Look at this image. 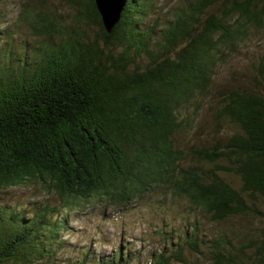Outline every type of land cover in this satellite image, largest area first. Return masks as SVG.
I'll list each match as a JSON object with an SVG mask.
<instances>
[{"label":"trees","instance_id":"obj_1","mask_svg":"<svg viewBox=\"0 0 264 264\" xmlns=\"http://www.w3.org/2000/svg\"><path fill=\"white\" fill-rule=\"evenodd\" d=\"M66 2L76 11L69 28L65 16L26 4L40 45L17 47L0 20V188L36 181L59 199L31 211L0 204V264L186 263V248L202 244L213 264H264V56L248 84H215L220 64L264 31V0H185L167 18L153 17L160 0H127L111 31L96 0ZM206 108L211 138L182 142L183 131L203 132ZM159 189L215 223L253 216L260 236L233 251L223 235L201 236L195 218L172 252L145 263L122 247L63 255L79 208L127 207Z\"/></svg>","mask_w":264,"mask_h":264},{"label":"rangeland","instance_id":"obj_2","mask_svg":"<svg viewBox=\"0 0 264 264\" xmlns=\"http://www.w3.org/2000/svg\"><path fill=\"white\" fill-rule=\"evenodd\" d=\"M184 2L185 0H160L159 8L153 17L167 18L173 15L175 6L183 5ZM28 3L38 9L65 16L67 20L62 24L66 28L76 24L73 20L76 11L66 0H0V20L3 26L10 27V33L15 35L16 46L19 48L23 43L32 46L40 45L45 41V36L36 34L28 27L27 18L25 19L24 16ZM88 32L92 38H95L97 27L91 26ZM56 39L59 40V37ZM261 56H264V31L255 32L252 39L241 47L239 52L232 54L220 64L215 84L221 87L235 83L248 84L249 80L245 74L250 75L254 72L252 63L257 62ZM200 120L205 127L203 132L195 128L191 132L183 131L179 137L182 142L187 143V139H191L192 144L198 145L206 138H211L214 120L208 108L204 110ZM189 161L191 160L183 164L187 165ZM48 201L52 204L59 203L54 193L36 181L0 188V204L10 207L18 204L31 211L34 203ZM202 212L185 197L169 195L165 198L160 189L138 197L127 207L108 206L103 201H93L71 214V229L65 234L70 246H66L63 255L76 258L77 255L79 256V250L89 247L91 252L107 257L115 249L122 247L123 251L130 248L134 253H139L140 260L145 263L155 251L166 248L168 253L172 252L177 247L176 242L185 239L184 231L187 224L195 218L199 220L201 236L211 240L223 235L227 240H231L232 243L228 246L233 251H236L242 243H248L249 240L260 236L263 224L253 216H242L215 223ZM162 229L169 234L172 233L175 245L171 243L170 238H164L159 233ZM202 245L200 252L187 247L184 252L186 263L176 260L174 264H213L210 261V248Z\"/></svg>","mask_w":264,"mask_h":264},{"label":"water","instance_id":"obj_3","mask_svg":"<svg viewBox=\"0 0 264 264\" xmlns=\"http://www.w3.org/2000/svg\"><path fill=\"white\" fill-rule=\"evenodd\" d=\"M127 0H96L105 27L111 31L120 20Z\"/></svg>","mask_w":264,"mask_h":264}]
</instances>
